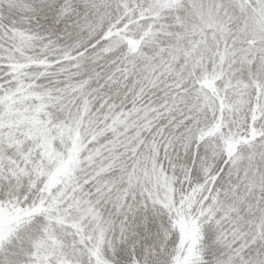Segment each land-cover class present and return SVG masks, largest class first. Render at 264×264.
<instances>
[{
	"label": "trees",
	"instance_id": "trees-1",
	"mask_svg": "<svg viewBox=\"0 0 264 264\" xmlns=\"http://www.w3.org/2000/svg\"><path fill=\"white\" fill-rule=\"evenodd\" d=\"M119 2L0 0V26L5 31L13 25L22 26L30 37L24 50L29 52L32 63L26 65L22 76L32 79L37 75L42 83L35 85L50 91L53 99L66 91L61 96L66 103L80 90L75 78H84V91L89 90L86 92L92 105L87 127L104 129L90 139L77 159H82L79 172L86 174L90 170L89 178L92 170H100L97 168L95 180L88 178L84 182L80 173L75 179L84 182L78 197H86V202L98 201L108 214L115 215L109 227L113 236L104 245L110 264H264V99L260 96L262 107L255 119H251L249 109L227 111L226 126L233 139L252 140L236 149L232 140L228 147L236 151L229 155L220 147L214 130L209 131L219 120H214L210 111L196 110L200 104L194 93L198 81L194 87L184 86L188 78L185 84L180 83L178 69L166 60L159 63L161 71L158 68L152 72L156 75L159 71L157 81L147 80L152 62L161 59L163 53L166 57L171 50L168 43L173 39L164 35L162 44L166 47L161 49L162 45L153 41L156 46L150 51L152 38L141 29L147 18L139 10L145 7L134 5L125 13L117 5ZM16 5H26L27 13L14 9ZM170 19L176 21L173 15L168 16ZM239 41L242 44L232 59L237 68L231 75L246 69V81L263 86L251 69L256 65L248 66L239 56L245 47L254 49V43L251 46L244 38ZM177 62L182 64L181 60ZM0 66L1 82L6 75L5 65ZM2 89L0 84V92ZM65 106L58 100L43 117L49 112L57 122L62 121L73 113ZM115 114L122 115V122L117 124L124 134L119 136L115 134L118 127L110 126ZM134 133L136 137L130 139ZM96 147L100 150L97 161L89 162L87 153ZM26 152H0V205L6 217H12L11 221L4 217L2 228H15L10 239H1L0 264L31 261L36 245L45 238L43 224L47 217L36 210L38 203L52 201L54 192L59 193L63 184L59 182L49 190L45 182L48 175L33 170L39 154L29 153L28 159ZM13 154L27 162L24 173ZM145 154L149 162L167 173L174 204L182 207L180 215L198 225L194 249L184 243L175 208L172 212L148 197L139 182L122 193L123 184L138 169L136 165L132 173L135 163L144 161ZM247 157H253L257 167L250 169L255 181L251 184L245 174L249 170L244 164ZM103 162L110 164L101 166Z\"/></svg>",
	"mask_w": 264,
	"mask_h": 264
},
{
	"label": "rangeland",
	"instance_id": "rangeland-1",
	"mask_svg": "<svg viewBox=\"0 0 264 264\" xmlns=\"http://www.w3.org/2000/svg\"><path fill=\"white\" fill-rule=\"evenodd\" d=\"M117 5H120L125 13L134 5L145 7L139 10L141 16L147 18L141 29L152 38L150 51L156 46L153 41L160 43L163 49L166 46L162 44V37L169 36L173 39L168 43L171 50L166 53V57L163 53V59L158 58L152 62L147 80L157 81L162 67L159 65L162 63L160 61H169L173 68L178 69L176 72L180 83L185 84L184 79L188 78L184 86L194 87L195 81H198L194 93L199 96L200 104L196 110L198 113L210 111L212 118L219 120L217 125L211 124L213 126H210L209 131L214 130L213 133L218 135L220 147L223 146L230 155V152L236 151L228 147L232 140L235 149L241 143L251 144V139L242 137L239 140L233 139L226 125L228 110L232 113L235 110L241 112L249 109L251 119H255L261 111L260 96L264 99V0H120ZM26 7L16 5L14 9L27 13ZM172 15L176 17V21L173 19L174 25L171 19L168 20V16ZM25 32L26 29L19 25H13L7 31L0 26V63L5 65L6 75L0 82L3 87L0 92V152L13 150L15 155L18 153L25 155L27 150L28 159L29 153L32 155L38 153L33 170L38 169L48 175L49 179L45 182H48L49 190L59 182L63 184L59 193L54 192L52 201L38 203L39 207L36 210L39 209V213L47 217L43 224L45 238L43 237L44 241L36 245L31 261L20 264H110L104 245L107 239L111 240L113 236L109 227L115 221V215L108 214L97 203L98 201L86 202V197H78V191L91 172L90 170L86 174L85 171L79 172L82 159L77 157L90 139L102 133L104 127L100 129L87 127L92 99L86 92L89 90L84 91L86 88L84 78H75L76 87L80 90L76 97H70L71 101L66 103L61 98L66 91L58 93L53 99V96H49L50 91L35 85V82L42 83L37 80V75L32 79L22 76L26 65L32 63L29 52L24 50L30 38ZM243 38L249 41L251 46L254 43V49L245 47L239 52V56H242V60L246 61L245 64L248 66L256 65L251 69L254 68L252 69L254 77L262 81L263 86L248 83L246 69L238 72L236 76L231 75V71L237 68L232 65L234 64L232 59L238 45L242 44L239 40ZM180 53L184 55L180 56ZM22 56L26 58L21 59ZM178 60H181L182 64L177 62ZM158 68L160 70L156 73L157 76L153 75L152 72ZM225 74L230 77L226 78ZM58 100L62 106L66 105L64 109L70 108L73 113L65 115L64 120L59 122L49 112L43 117L46 109L56 105ZM121 118V114H115L110 120L111 127H118V131H115L116 136L124 134L123 128L117 124L118 121L122 122ZM135 137L134 133L130 139ZM138 144L136 142L135 145ZM99 151L98 147L88 151L89 162L94 159L97 161L95 157L99 156ZM14 154L17 166L24 173L23 169L27 162L16 158ZM245 159L248 161L244 162L245 169L246 171L249 169L245 174L252 181L251 184L255 182L251 176L254 173L251 171L257 167L253 163V157ZM149 161L147 155L144 161L135 163L132 173L136 165L138 169L129 177L131 180L123 184L122 193L139 182L146 189L148 197L172 212L175 208L176 222L182 232L184 243L192 250L198 239V225L195 221L190 222L189 218L187 220L180 215L182 207L174 204L167 173L155 162ZM85 164V168H88L89 163ZM103 164L106 166L110 163L103 162L101 166ZM97 168L92 170L93 174L89 180H95L96 173L100 170L98 168L97 171ZM77 173L83 174L84 182H77L75 179ZM51 193L52 190L48 191L47 195L50 196ZM58 202L61 204H57ZM3 208L0 205V242L2 238L4 241L10 239L11 233L14 232L12 230L15 229L13 226L2 228L4 217L7 221L12 220V217H6ZM190 250H187L186 254H189Z\"/></svg>",
	"mask_w": 264,
	"mask_h": 264
}]
</instances>
